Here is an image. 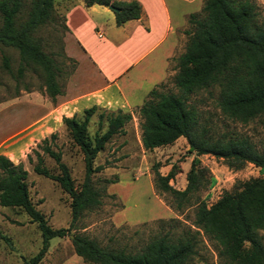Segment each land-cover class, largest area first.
<instances>
[{"label":"trees","instance_id":"trees-1","mask_svg":"<svg viewBox=\"0 0 264 264\" xmlns=\"http://www.w3.org/2000/svg\"><path fill=\"white\" fill-rule=\"evenodd\" d=\"M82 1L85 6L117 7L118 11L113 12L116 25L138 18L141 12L136 0ZM55 5L56 0H0V67L15 81L16 94L18 82L29 67L40 71L39 89L52 102L61 93L58 67L51 55L42 50L37 34L42 26L57 18L66 30L63 13L59 15ZM185 22L181 31L185 38L183 50L171 58L174 72L170 81L175 91L163 90L161 82L147 92L135 109L141 146L150 150L172 144L181 136L188 151L195 155L221 158L235 170L251 163L258 167L260 175L233 183L230 190L207 205L200 192L210 185L211 174L198 159L190 160L182 189L169 183L176 173L174 165L160 174L155 163L153 191L167 193L169 207L176 211L193 205L192 221L185 224L176 217L159 218V229L140 245L101 244L79 231L76 223L85 212L100 206L106 195L105 186L116 181V177L93 180L92 175L103 168L102 164L94 165L93 159L112 136L124 132L132 114L96 105L83 108L79 114L61 117L82 156L83 178L78 188L61 160V152L53 148L55 132L36 144L40 151L32 150L34 160L25 155L35 174L54 180L69 196L67 227L52 228L47 224L28 195L27 171L22 163L0 154V206L19 208L36 223L41 238L40 247L25 259V264H37L49 239L63 236H68L73 252L85 264H192L198 252L199 234L214 243L216 255L224 264H264V244L259 234L264 230V151L245 136L227 130L213 133L193 102L200 92L211 94L215 88V105L225 118L241 123L264 119V13L255 0H202L200 10L188 14ZM9 51L16 53L14 70ZM21 89L29 91L26 84ZM96 111V129L89 136L87 123ZM104 122L105 129L100 132ZM42 154L53 161L55 173L43 163Z\"/></svg>","mask_w":264,"mask_h":264},{"label":"rangeland","instance_id":"rangeland-1","mask_svg":"<svg viewBox=\"0 0 264 264\" xmlns=\"http://www.w3.org/2000/svg\"><path fill=\"white\" fill-rule=\"evenodd\" d=\"M255 2L261 13H264V4ZM71 3L72 0L58 3L57 13L62 15L64 9ZM64 31L59 18L37 31L41 39L42 50L51 55L58 67L57 81L61 90L76 67L74 59L66 56L64 52ZM9 53L11 55L10 65L14 70L17 65L16 53L14 51H9ZM173 72L172 70L163 81L161 86L163 90L175 91L170 81ZM41 80L40 71L36 67L35 69L29 67L18 82L19 91L16 94L15 81L0 67V103H6L25 92H33L37 99L43 98L51 102L44 91L39 89ZM22 84H26L29 91L22 90ZM215 97V88L211 90V94L203 91L193 97V102L202 111V116L207 119L211 131L219 133L227 130L245 136L258 150L264 151V119H253L246 123L227 119L217 109ZM97 112L91 115L87 123L89 136H92L96 129ZM4 113H1L2 119H4ZM6 123L0 128L1 136L11 126L10 121ZM104 129L105 122L100 132ZM42 132L44 130L41 134ZM51 132L56 133L53 148L61 152V160L67 166L73 183L78 188L83 178L81 153L71 142L63 125L50 131L45 137H48ZM41 134L38 132L37 136H33L32 144L29 142L28 145H23L18 151L19 155L12 162L20 161L26 169L28 195L34 207L46 218L47 224L52 228L67 227L70 219L69 196L54 180L35 174L31 169V164L26 160V154L34 160L32 150H39L36 144L41 141ZM139 135V117L134 110L131 119L124 125V132L112 136L93 159L94 165H103L100 171L92 175L93 180L116 177V181L105 186L106 195L102 198L100 206L85 212L77 221L76 226L79 231L97 239L101 244L140 245L159 229L161 225L157 221L159 218L176 217L185 224H190L192 221L193 205L176 211L169 207L170 199L167 193L155 194L151 188L153 164L155 163L160 174H165L174 165L176 173L169 183L176 189H182L185 185V172L190 160L198 159L211 174L210 185L200 192L201 198L207 205L217 199L223 191L230 190L233 183L260 175L258 167L251 163H246L242 168L235 170L227 167L221 158L207 154L195 155L192 151H188L184 138L169 146L142 151L138 145ZM22 152L25 153L23 156L20 155ZM42 158L47 168L55 173L57 169L53 161L46 154H42ZM112 168H118V170ZM162 205L168 207V210L164 211ZM259 234L264 244V230H260ZM198 239V252L192 264H224L223 260L217 257L214 243L211 240L203 234H199ZM40 241L36 223L31 222L24 212L17 207L0 206V264H25V259L35 254L40 247ZM48 244L46 252L37 264L78 262L70 259L73 250L68 236L50 238Z\"/></svg>","mask_w":264,"mask_h":264},{"label":"crops","instance_id":"crops-1","mask_svg":"<svg viewBox=\"0 0 264 264\" xmlns=\"http://www.w3.org/2000/svg\"><path fill=\"white\" fill-rule=\"evenodd\" d=\"M62 1L56 0L55 6ZM136 1L140 16L116 25L108 6H85L82 0H72L63 11V44L66 56L74 59L76 67L54 102L25 92L0 103V116L5 112L0 128L6 122L11 124L4 135L0 134V154L14 161L19 149L32 144L38 132L44 130L40 135L44 138L61 127L62 116L79 114L91 105L132 114L147 92L167 78L172 71L171 58L183 50L181 31L186 16L198 12L202 0ZM255 1L264 4V0ZM138 145L143 151L139 138ZM75 255L73 251L70 254L72 261H78L73 264H85Z\"/></svg>","mask_w":264,"mask_h":264},{"label":"water","instance_id":"water-1","mask_svg":"<svg viewBox=\"0 0 264 264\" xmlns=\"http://www.w3.org/2000/svg\"><path fill=\"white\" fill-rule=\"evenodd\" d=\"M108 8H109L110 10H112L113 12L118 11V8L115 7V6H112V5H108Z\"/></svg>","mask_w":264,"mask_h":264}]
</instances>
